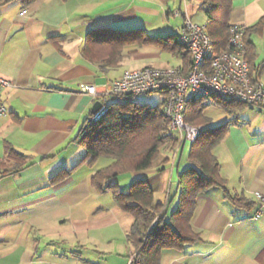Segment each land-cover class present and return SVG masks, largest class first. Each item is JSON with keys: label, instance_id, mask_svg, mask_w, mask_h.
Returning <instances> with one entry per match:
<instances>
[{"label": "crops", "instance_id": "obj_1", "mask_svg": "<svg viewBox=\"0 0 264 264\" xmlns=\"http://www.w3.org/2000/svg\"><path fill=\"white\" fill-rule=\"evenodd\" d=\"M233 3L231 22L246 29L264 17V0ZM181 7V0H33L28 5L0 0V76L12 83L0 85L7 107L0 119L1 164L17 165L18 156L8 158L11 147L24 154L18 172L0 176V264H136L130 262L135 245L129 232L143 224L116 203L90 201L94 172L84 170L91 166L80 163L85 149L75 140L99 94L128 70L112 72L126 55L116 66L102 65L83 49L92 29L142 27L153 36L175 33L185 20L184 13H177ZM249 39L255 46L253 77L264 82V28ZM152 44L126 46L124 53ZM245 50L247 54L246 44ZM169 51L179 59L172 66L184 64L182 54ZM86 83L97 86L98 96L83 92ZM218 104L230 117L214 123L205 109L212 125L227 122L213 153L229 193L245 200L234 202L218 185L201 191L191 221L201 238L163 249L161 264H264V210L256 214L264 196V109ZM168 164L166 157L134 171L131 179L147 178L154 197L156 187L167 189L168 207L175 209L181 162L169 165V175ZM58 174L63 177L54 181ZM113 225L122 228L119 234L108 229Z\"/></svg>", "mask_w": 264, "mask_h": 264}, {"label": "trees", "instance_id": "obj_2", "mask_svg": "<svg viewBox=\"0 0 264 264\" xmlns=\"http://www.w3.org/2000/svg\"><path fill=\"white\" fill-rule=\"evenodd\" d=\"M22 1L24 5H28L33 0ZM190 2L191 0L188 2V13ZM181 3L182 7L178 11L184 13L183 0ZM233 5V0L200 2V8L206 15L202 25L211 37L213 53H219L227 47L231 34ZM263 28L264 17L254 26L248 27L244 33V42L248 48L246 58L252 76L257 69L253 62L255 46L249 35L254 31H262ZM146 43L160 45L182 54L184 64L181 66L185 72L191 67V52L187 46L180 43L176 32L167 36H153L142 27L130 30L92 29L87 36L83 53L90 60L102 65L116 66L124 56L126 46H141ZM98 97L106 104V111L99 118H95L94 113L91 114L80 127L75 138L85 149L80 163L91 166L101 156L113 159L110 164L94 171L91 185L98 192L110 191L122 211L142 222V229L134 227L129 232L140 264H161L163 249L182 248L186 243L201 238L200 233L193 229L191 221L196 210L198 194L209 186L222 187L226 195L236 203L245 200V197L232 196L229 193L226 181L220 174V162L213 153V147L222 139L227 122L218 126L211 124L210 118L205 115V98L211 97L225 108H231V104L239 106L248 104L247 102L216 92L207 96L191 95L186 99V120L203 125V130L190 143L188 156L191 164L178 174L175 192L178 203L175 209L168 211L171 197L164 202L156 200L154 187L147 178H133L127 191H122L117 184V178L121 174L152 167L164 145L170 144L171 148L178 146V137L173 135L169 118L162 110L164 101L162 105L140 103L136 99L121 101L113 93ZM205 132L208 134H204ZM16 156L19 158L13 168L2 166L0 159V176L8 172H18L22 168L24 154L9 148L8 158H17ZM62 177L63 175L58 174L53 180Z\"/></svg>", "mask_w": 264, "mask_h": 264}, {"label": "built area", "instance_id": "obj_3", "mask_svg": "<svg viewBox=\"0 0 264 264\" xmlns=\"http://www.w3.org/2000/svg\"><path fill=\"white\" fill-rule=\"evenodd\" d=\"M189 1L183 0L185 20L176 30L180 43L187 46L192 55V65L187 72L181 66H144L126 70L100 94L93 83L82 86L83 92L95 97L98 94L113 93L121 101L136 99L140 94L152 91H165L162 110L169 118L171 131H178L177 151L185 142H193L203 130V125L190 123L185 118V101L191 95L207 96L216 92L264 109V82L251 75L246 58V26L240 22H231L226 49L213 53L212 40L204 25L194 21L188 13ZM10 84V80L0 76V85ZM105 111L106 104L102 103L94 117L99 118ZM6 113L7 107L0 98V119ZM263 210L264 196L260 199L256 214L259 215ZM130 262L140 264L135 252L131 255Z\"/></svg>", "mask_w": 264, "mask_h": 264}, {"label": "rangeland", "instance_id": "obj_4", "mask_svg": "<svg viewBox=\"0 0 264 264\" xmlns=\"http://www.w3.org/2000/svg\"><path fill=\"white\" fill-rule=\"evenodd\" d=\"M200 2L201 0H191V2L189 3L190 5L189 12L193 14V18L196 22L200 24H204L206 15H205V12L200 8ZM184 10L185 9L183 8V11ZM161 31L166 32L165 35L167 34V31H163V29H161ZM130 50H133L134 52L128 53L127 51V54L124 53V56L126 55V57L123 58L124 56H122L123 58L122 61L119 63L117 67L113 68L114 71L112 72L114 75H119L122 72H124L126 69H131L134 67H138L140 65L153 64L156 66H172V65H176L179 62V59L173 56L172 53L168 49H165L162 46L156 45V44H152L148 48L146 46H142V47L132 46L130 47ZM136 100L140 103H149L151 105H162L163 100H164V95L161 92L153 91L149 93L140 94L139 96H137ZM205 102L208 103L206 113L213 117L214 123L215 122L220 123L222 120L230 117L228 112H226L223 109V107L218 104L216 100L210 99V97H207L205 98ZM172 133L176 137L178 136V131L172 130ZM204 134H208V133L205 132ZM189 144L190 143L185 142L182 147H179V149L181 148V150L183 149V147L184 149H183V153L181 154V151H180L177 156L176 154L178 153L179 150L177 151L176 149L178 146L176 148H171L170 144L164 145L160 151L158 158L155 160L154 164L157 165L158 163L166 159V157H168L169 164L167 165V167L169 170H168L167 175H169L171 163H174L175 159H176V163H178L180 159V162H181L180 171H182L184 168H186L187 165L191 163L188 160ZM112 160L113 159L111 157L101 156L91 165V169L87 167L84 170L85 171L89 170V171L94 172L95 170L110 164ZM174 172H175L174 180H172L173 186H175L177 169H175ZM132 174L133 172L124 173V174H121L117 178L118 187L122 191H127L129 189L130 182L131 180H133L131 179ZM169 181H170V178L168 176V179L165 181L166 186L169 183ZM91 190H92V194L90 197V201L92 203L101 202L102 205H105V206H112V205L115 206V202H114L112 193L110 191L102 193V192H98L93 187ZM166 190L162 191L160 187H156V191H155L156 199L164 202L167 196ZM173 192H174V189L172 190V193ZM173 208H174L173 205L168 207L169 211H171ZM121 224H122V227H124L125 221H122ZM108 229L116 234H119L120 231L122 230V228L118 225L110 226Z\"/></svg>", "mask_w": 264, "mask_h": 264}, {"label": "water", "instance_id": "obj_5", "mask_svg": "<svg viewBox=\"0 0 264 264\" xmlns=\"http://www.w3.org/2000/svg\"><path fill=\"white\" fill-rule=\"evenodd\" d=\"M101 105H102L101 100L95 101V103L92 107V112L96 113L99 110V108L101 107Z\"/></svg>", "mask_w": 264, "mask_h": 264}]
</instances>
